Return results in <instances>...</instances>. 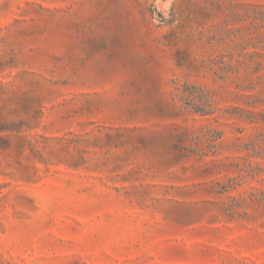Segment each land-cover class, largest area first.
I'll return each mask as SVG.
<instances>
[{"label": "rangeland", "instance_id": "obj_1", "mask_svg": "<svg viewBox=\"0 0 264 264\" xmlns=\"http://www.w3.org/2000/svg\"><path fill=\"white\" fill-rule=\"evenodd\" d=\"M0 264H264V0H0Z\"/></svg>", "mask_w": 264, "mask_h": 264}]
</instances>
